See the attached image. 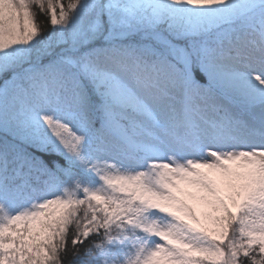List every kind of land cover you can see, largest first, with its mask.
Wrapping results in <instances>:
<instances>
[{
	"label": "snow or ice",
	"instance_id": "obj_1",
	"mask_svg": "<svg viewBox=\"0 0 264 264\" xmlns=\"http://www.w3.org/2000/svg\"><path fill=\"white\" fill-rule=\"evenodd\" d=\"M0 264H264V0H0Z\"/></svg>",
	"mask_w": 264,
	"mask_h": 264
},
{
	"label": "trees",
	"instance_id": "obj_2",
	"mask_svg": "<svg viewBox=\"0 0 264 264\" xmlns=\"http://www.w3.org/2000/svg\"><path fill=\"white\" fill-rule=\"evenodd\" d=\"M38 19H39L40 22H44L45 21V18L43 16L39 17ZM49 30H50V28H49Z\"/></svg>",
	"mask_w": 264,
	"mask_h": 264
}]
</instances>
